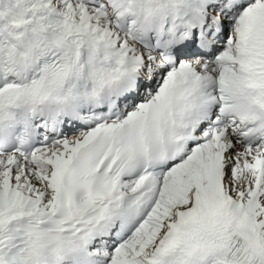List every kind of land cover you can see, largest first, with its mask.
<instances>
[{"label":"snow or ice","instance_id":"6c2138e0","mask_svg":"<svg viewBox=\"0 0 264 264\" xmlns=\"http://www.w3.org/2000/svg\"><path fill=\"white\" fill-rule=\"evenodd\" d=\"M0 264H264V0H0Z\"/></svg>","mask_w":264,"mask_h":264}]
</instances>
